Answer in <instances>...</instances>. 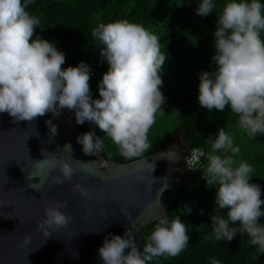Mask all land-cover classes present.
I'll use <instances>...</instances> for the list:
<instances>
[{
    "label": "clouds",
    "instance_id": "9594fccd",
    "mask_svg": "<svg viewBox=\"0 0 264 264\" xmlns=\"http://www.w3.org/2000/svg\"><path fill=\"white\" fill-rule=\"evenodd\" d=\"M34 3L35 0H0V114L7 113L13 122L31 123L48 113L59 117L67 109L74 112L78 125L87 121L98 126L124 158L143 156L151 147L148 132L156 115L165 112L161 71L167 58L161 54L158 37L143 25L127 20L101 22L93 28L91 36L99 42L100 54L109 65L99 84L100 98L93 99L89 65L81 61L75 67L63 68L66 56L55 43L39 35L32 39L41 23L38 16L26 10ZM215 7L213 0H201L195 13L208 17ZM262 31L264 4L259 0H230L217 15L215 54L211 57L215 67L199 73L200 107L221 112L229 107L238 116L240 129L252 137L264 135ZM46 125L52 137L57 135L58 127L52 120H47ZM206 141L211 151L206 155L203 179L207 188L216 189L212 232L207 238L231 242L237 233H246L250 244L258 246L259 254H264V224L259 222L264 217V199L261 198V186L250 183L253 166L247 162L234 166L233 156L240 152V147L234 145L231 135L223 127L217 135L210 134ZM77 142L82 145L85 155H98L104 148V140L92 131L81 133ZM64 149L72 153L70 144ZM218 152L224 155L216 154ZM166 154L179 156L174 150ZM42 155L44 159L31 160L36 168L47 166L44 182H49L52 171L59 173L51 176L50 186L71 181L81 170L79 166L85 164L72 158L74 167L71 161L47 151H42ZM202 155L200 149L191 150L186 160L189 170L200 169L196 164ZM136 179L146 181L147 177L137 176ZM163 190L158 192L159 196ZM77 193L81 197L89 196L88 189L79 183L71 186V194ZM160 206L162 208L161 203ZM67 207V201L46 205L44 218L37 225L46 239L52 232L67 228L71 222V214L63 211ZM185 209L188 214L192 211L187 205ZM224 210H227L226 217L221 214ZM200 214H204L203 209ZM156 221L142 250L128 229L123 236L110 234L105 237L98 249L99 260L102 264H150L154 258L178 256L190 240L187 226L178 216L170 221L163 211ZM237 222L238 227L230 226ZM30 239L26 235L22 246L26 247ZM210 264H221V261L212 257Z\"/></svg>",
    "mask_w": 264,
    "mask_h": 264
},
{
    "label": "trees",
    "instance_id": "16d2710c",
    "mask_svg": "<svg viewBox=\"0 0 264 264\" xmlns=\"http://www.w3.org/2000/svg\"><path fill=\"white\" fill-rule=\"evenodd\" d=\"M201 0H35L26 10L40 18L41 23L36 35L55 43L57 49L66 56L63 68L77 66L81 61L90 68V89L93 99L100 98L99 84L109 65L100 54L98 41L91 31L99 23L127 20L144 26L158 37L161 54L167 60L161 78L162 93L166 97L164 114L157 113L156 120L148 132L151 147L143 154H149L168 145L182 129H186V138L194 140L193 147L205 149L203 161L211 151L206 139L218 134L223 127L230 134L234 145L240 152L233 156L238 166L247 162L254 168L250 183L261 186L264 199V152L260 150L264 135L249 136L240 129L238 116L226 106L223 112H212L200 107L198 103L199 73L211 71L215 67L211 57L215 54L214 32L217 15L230 0H213L214 12L208 17L196 15L195 8ZM251 2V0H249ZM264 4V0H259ZM43 29V30H41ZM264 39V31L261 32ZM95 132L104 140V148L98 153L111 160L128 162L139 157L126 159L120 155L118 147L98 126L85 122L80 125L77 137L81 133ZM215 139V137H213ZM224 155L223 152L216 153ZM228 155H232L228 153ZM215 188H207L202 173H188L181 191L168 210L171 221L176 216L187 226L190 236L187 247L176 257L154 258L150 264H210L215 257L221 264H264V254H259L258 246L250 244V237L237 233L231 241H217L207 238L211 232V215H214ZM185 205L192 209L188 214ZM204 214H200V210ZM264 210V205H262ZM224 210L221 214L225 215ZM264 224V217L259 221ZM157 221H151L136 236L138 246L143 248L147 238L154 231ZM231 227H238L239 222ZM130 251V249H129Z\"/></svg>",
    "mask_w": 264,
    "mask_h": 264
},
{
    "label": "water",
    "instance_id": "95a60500",
    "mask_svg": "<svg viewBox=\"0 0 264 264\" xmlns=\"http://www.w3.org/2000/svg\"><path fill=\"white\" fill-rule=\"evenodd\" d=\"M47 120L58 127L54 137ZM79 128L74 112L67 109L59 117L48 113L31 123L13 122L7 113L0 114V264H102L98 249L105 237L123 236L129 229L136 238L162 211L167 215L178 197L188 175L186 156L194 145L185 128L168 145L128 162L85 155L77 142ZM68 144L72 153L64 149ZM169 150L179 156L169 157ZM42 151L71 161L74 167L72 158L85 164L71 181L50 186L51 176L59 173L52 171L45 183L47 166L36 168L32 161L44 159ZM76 183L88 189L87 198L71 194ZM53 201H67L63 211L72 219L67 228L46 239L37 225ZM26 235L31 239L24 247Z\"/></svg>",
    "mask_w": 264,
    "mask_h": 264
},
{
    "label": "built area",
    "instance_id": "2783aa9c",
    "mask_svg": "<svg viewBox=\"0 0 264 264\" xmlns=\"http://www.w3.org/2000/svg\"><path fill=\"white\" fill-rule=\"evenodd\" d=\"M192 149H200L203 153H204V155H202V156H200V160H199V162L196 164V167L197 168H200V169H196V170H189V168H188V166H187V162H186V167H187V170H188V173H202L203 174V169L206 167V163L203 161V157L205 156V149L204 148H201V147H192L191 149H190V151H189V153H188V155L186 156V160H187V157H189L190 156V154H191V150Z\"/></svg>",
    "mask_w": 264,
    "mask_h": 264
},
{
    "label": "rangeland",
    "instance_id": "374dc122",
    "mask_svg": "<svg viewBox=\"0 0 264 264\" xmlns=\"http://www.w3.org/2000/svg\"><path fill=\"white\" fill-rule=\"evenodd\" d=\"M206 110H207V109H206ZM207 111H209V110H207ZM209 112H212V110L209 111ZM260 148H261L260 150H262V151L264 152V143L262 144V146H261Z\"/></svg>",
    "mask_w": 264,
    "mask_h": 264
}]
</instances>
